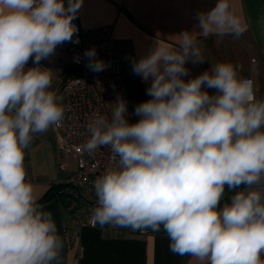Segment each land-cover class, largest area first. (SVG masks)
<instances>
[{"label": "clouds", "instance_id": "clouds-1", "mask_svg": "<svg viewBox=\"0 0 264 264\" xmlns=\"http://www.w3.org/2000/svg\"><path fill=\"white\" fill-rule=\"evenodd\" d=\"M83 0H0V264H58L63 241L51 213L27 179L25 149L58 125L62 98L40 64L78 31ZM177 47L154 42L133 61L150 99L117 98L111 117L93 113L88 153L108 147L112 163L93 184L94 224L132 229L161 226L170 250L197 264H260L264 252V99L238 65L220 62L185 80L186 62L202 63L200 35L239 37L244 21L230 0L196 13ZM87 66H107L94 47ZM32 67H26L29 60ZM208 88L215 90L209 94ZM236 190L221 203L225 188Z\"/></svg>", "mask_w": 264, "mask_h": 264}, {"label": "crops", "instance_id": "crops-1", "mask_svg": "<svg viewBox=\"0 0 264 264\" xmlns=\"http://www.w3.org/2000/svg\"><path fill=\"white\" fill-rule=\"evenodd\" d=\"M215 2L216 0H83L77 16L83 29L101 26L112 28L113 50L123 58L125 76L130 71L133 72V61L154 42L170 48L177 47L178 34L183 30H193L197 23L196 13L207 10ZM230 2L234 13L244 21L245 30L237 38L232 35L204 37L197 29V45L204 61L193 63L189 59L185 65L188 75L184 79L210 70L217 63L231 62L238 65L241 76L252 75L256 98L264 99V0ZM40 64L52 72V90L58 94L62 74L68 66L66 50L56 48L54 54L40 61ZM134 75L141 89L151 81H143L140 76ZM207 91L210 95L215 94L212 88ZM49 136L53 149L57 151L51 127L47 132L34 136L28 147L29 181L36 188L38 203L43 206V210L51 213L62 238L63 248L58 264H197L193 257L181 256L170 250L166 232L145 236L124 233L115 237L111 231L113 225H83L77 236L67 234L64 230L73 231L76 222L70 217L64 196L54 195L40 201L51 186L66 176L50 179V175L34 168L31 160L30 150L39 148L43 151ZM55 155L51 157H56L60 166V156ZM33 156L39 157V154ZM39 158L46 162L50 160L49 154H40ZM232 194L233 191L227 192L221 203H227ZM260 264H264V252L260 254Z\"/></svg>", "mask_w": 264, "mask_h": 264}, {"label": "built area", "instance_id": "built-area-1", "mask_svg": "<svg viewBox=\"0 0 264 264\" xmlns=\"http://www.w3.org/2000/svg\"><path fill=\"white\" fill-rule=\"evenodd\" d=\"M67 3V0H65ZM78 31L74 33L72 40L57 46V49H65L68 54V66L62 74L58 96L62 98L64 107L62 121L51 127L58 155L65 162L73 163V171L58 182L69 183L65 190L75 199L64 196L68 202L70 217L75 220L76 228L73 231L64 230L67 234L78 235L80 227H100L94 224L91 211L97 206L98 197L93 187L94 181L100 177L105 169L112 163L111 152L108 147H100L93 153L83 150L82 145L89 136L88 123L93 113H100L111 117V111L115 107L117 98H122L127 104L129 123H134L138 117L134 115L135 107L129 94L128 84L124 76L123 58L113 50L112 28L101 26L91 29H83L79 24L78 16L73 20ZM94 47L96 57L107 65L103 71H92L88 66V60L84 53ZM42 61V60H41ZM254 61V59H252ZM33 61H28L27 67H32ZM253 82L252 75H245ZM151 81L141 89L143 101L150 99L146 93ZM24 166L27 179L30 180V161L28 148L25 150ZM66 163L60 164V168H66ZM233 192L236 190H232ZM230 192L225 188V196ZM62 195V194H61ZM112 234L119 237L124 233L137 235L156 234L159 230L151 228L132 229L113 225Z\"/></svg>", "mask_w": 264, "mask_h": 264}, {"label": "rangeland", "instance_id": "rangeland-1", "mask_svg": "<svg viewBox=\"0 0 264 264\" xmlns=\"http://www.w3.org/2000/svg\"><path fill=\"white\" fill-rule=\"evenodd\" d=\"M125 72V71H124ZM127 80V79H126ZM128 83V81H127ZM128 90H129V94L134 98V107H136V102H137V95H132V89L131 86L128 83ZM45 147L43 149V151H40L39 148L35 149V150H30V154H31V160H32V165L34 168H38L39 170L43 171L44 174L50 175V179H54L55 177H62V176H67L69 175V173H71V171H73V163L72 162H67L66 168L61 169L56 157H51V155L54 154V156H56L55 154H58L57 151H55L52 147V143H51V137L49 136L45 142ZM33 154H49V161H41L39 157H34ZM58 156V155H57ZM65 160L63 158L60 157V164L62 163H66ZM59 197V196H58ZM227 201V199L225 200Z\"/></svg>", "mask_w": 264, "mask_h": 264}, {"label": "trees", "instance_id": "trees-1", "mask_svg": "<svg viewBox=\"0 0 264 264\" xmlns=\"http://www.w3.org/2000/svg\"><path fill=\"white\" fill-rule=\"evenodd\" d=\"M125 72H124V74H125ZM125 76H126V79H127L126 81H128L129 85L131 86L132 93H133L132 95L135 94V95L138 96V98H137L138 100H137L136 103L139 104L140 102L143 101L141 87L139 85V82L137 81V78L134 75V72H132V71H130L129 73H127V75H125ZM131 98H132V100L134 102V98L132 96H131ZM57 189L58 188L55 185H53L52 187H50V189L48 190V192L40 199V201H44V200L48 199L49 197H51L55 193H56V195H61V193L57 192ZM66 203H68V202L66 201ZM159 232H165L162 226L159 229Z\"/></svg>", "mask_w": 264, "mask_h": 264}, {"label": "water", "instance_id": "water-1", "mask_svg": "<svg viewBox=\"0 0 264 264\" xmlns=\"http://www.w3.org/2000/svg\"><path fill=\"white\" fill-rule=\"evenodd\" d=\"M58 189H57V192H59V193H61L62 195H64V196H69V197H71V198H73V199H75L76 200V198L73 196V195H68L66 192H65V190L64 189H66V188H68L69 186H70V184L69 183H66V182H57L56 184H54ZM52 187V186H51ZM54 195H56V193L55 194H53L52 196H54ZM51 196V197H52Z\"/></svg>", "mask_w": 264, "mask_h": 264}]
</instances>
